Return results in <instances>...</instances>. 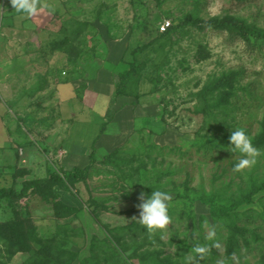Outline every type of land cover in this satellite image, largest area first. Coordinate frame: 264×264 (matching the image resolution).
<instances>
[{
	"label": "rangeland",
	"instance_id": "obj_1",
	"mask_svg": "<svg viewBox=\"0 0 264 264\" xmlns=\"http://www.w3.org/2000/svg\"><path fill=\"white\" fill-rule=\"evenodd\" d=\"M40 2L48 5L44 35L39 39L30 33L25 44L13 41L9 50L13 62L0 69L11 73L7 90L15 103L6 102L8 114L15 124H22L12 136L24 135L32 114L44 113L38 102L52 94L48 87L58 76L78 81L81 92L102 87L107 95L108 86L102 84L111 83L117 105L106 115L107 133L112 132L116 145L101 154L103 150H95L91 143L98 132L95 121H104L98 116L109 102L99 96L88 103L92 122L75 137L79 145L96 153L83 181L53 182L47 198L29 194L19 199L39 237L56 234V242L64 241L81 258L98 252L90 245L102 244L100 251L122 264H138L139 257L133 254L144 251L152 261L159 253L156 262L175 259L178 251L185 252L190 264H264V250L256 243L226 258L228 231L223 226L231 219L264 235L260 215L264 189L253 195L251 203L237 206L235 211L243 213L239 221L233 213L216 220L210 212L212 205H228L253 182L264 180V147H255L258 155L253 163L239 170L241 154L228 150L231 130L243 128L252 140L264 129V0ZM228 16L258 33L251 38L259 48L249 52L244 40L231 39L209 23L212 17ZM228 37L234 41L225 43ZM220 77L238 87L223 97L225 101L219 95ZM1 91L2 101L6 100ZM226 101L229 104L223 105ZM30 161L27 165L23 156L11 160L6 174V164L0 160V187L20 186L63 170L55 166L42 174ZM156 189L172 196L170 223L164 229H147L149 239H132L128 229L123 230L139 222V211L132 208L140 203L141 192ZM10 217L7 202L0 201V221ZM182 242L192 249L184 251ZM4 246L0 239V264H21L29 256L23 251L8 254Z\"/></svg>",
	"mask_w": 264,
	"mask_h": 264
},
{
	"label": "crops",
	"instance_id": "obj_2",
	"mask_svg": "<svg viewBox=\"0 0 264 264\" xmlns=\"http://www.w3.org/2000/svg\"><path fill=\"white\" fill-rule=\"evenodd\" d=\"M47 13L43 9L39 15L29 17L24 13L17 12L11 0H0V69L2 65H11L13 62V55L9 51L13 46V41L18 40L20 41H17L18 43L23 44V41H27L29 38L30 33L37 36V38L44 35L43 21ZM64 72L61 71L62 74H65ZM7 74L5 70H0V160L6 164V166H3L6 169V174L8 171L10 172V167L8 166L10 161L22 156L27 159V165L32 163L30 161L32 159L35 163L34 169L41 171L42 174L52 170L55 166L63 170H69L74 166H87L90 162L89 155L92 150L89 151L87 146L79 145L76 142V137L79 136L78 133L82 132L92 122V108L88 103L91 100L94 101V98H99V96L107 98L109 103L104 113L101 112L98 116L103 117L104 121L98 118L97 121L94 120L96 122L94 127H97L98 132L96 131L97 134L95 133L96 135L92 137L91 147L98 151L103 150L100 152L101 154L107 152V149L114 148L116 140L113 138L112 132L107 133L109 124L106 123V115L110 110H113L111 108H115L117 105L111 96V89L114 88L111 83L102 84V81H97L99 86L101 84L103 87L108 86L106 95L103 94L102 87H98L99 89L97 87L91 89L87 87L81 92V90L77 89L78 81L76 82L72 78L63 76L54 78L52 85L48 87L52 94L38 102L44 113L38 114L40 118H38L37 114H32L28 120L27 127H24L26 132L23 130L24 135L17 138L16 136L13 137L11 132L13 129L21 131L20 126L22 124L20 122L15 124L16 122L8 114L6 108L8 99L9 103L11 101V103H15V100H12L10 91L7 90V77L11 73L7 71ZM1 88L5 91L6 100L4 99L3 101L1 99ZM41 93H44V91H41ZM28 112L29 110L20 111V113ZM16 116L14 115L15 118H17ZM102 126H105V129L100 132ZM34 142L38 145V149L32 146ZM100 153L98 154L100 155ZM47 159H50V161ZM81 160L84 161L78 163ZM2 170H0V173Z\"/></svg>",
	"mask_w": 264,
	"mask_h": 264
},
{
	"label": "trees",
	"instance_id": "obj_3",
	"mask_svg": "<svg viewBox=\"0 0 264 264\" xmlns=\"http://www.w3.org/2000/svg\"><path fill=\"white\" fill-rule=\"evenodd\" d=\"M209 23L214 24V27L218 28V30H222L224 32L226 31V33H228L232 37L231 39H233L234 37H239L240 39L244 40L246 48L249 52L254 51L260 46L259 44L253 42L251 38V36H253L256 39L258 33L241 20H237L236 18L230 16L220 19L212 17L210 18ZM224 41L225 43H232L234 40L232 41L228 37ZM218 84V89H221L219 90L221 91L219 94L221 97V101H225L223 97L228 96L231 91L238 90V87H236L235 84H233V82L228 79V77H220ZM224 104L228 105L229 103L228 101H226L223 102V105ZM217 105H220V102L219 104L217 103ZM103 127L104 126H102L100 132L103 131ZM251 141L254 147H264V129ZM93 156L94 150L90 152V162L85 167L74 166L69 170H61L59 173L57 171L51 172L46 178H34L33 180H25L20 183V186L11 184L9 186L0 187V201L4 200L7 202L8 210L11 213L10 218L0 221V239L5 245V251L8 254H13L18 251L29 253L28 258L21 264H69L75 260H77L80 264H122L121 261L116 260L115 257H108L105 250H103L104 253L100 251L102 244L94 245L93 243L92 245H90V247H92L94 251L95 249H97L98 252H89L87 256H83L81 258L78 253H74L70 249L66 248L64 246V241L56 242V234H53L48 238H40L37 233L36 226L32 221L28 211L24 210L19 203L20 198L29 194H39L44 198H47L49 193L52 192H50L49 186L53 182L66 181L68 183H73L77 181H83L85 179V171L88 169L91 161H93ZM21 172L23 174L24 170H21ZM259 189H264V180L260 181L259 183L253 182L252 187L244 195L241 194V196L235 197L233 199L234 201L229 203L228 205H212L210 208V212L216 218V220H218V217H220V219L222 220L230 218L231 213H233V215L239 221L243 213L239 214L237 213V211H235V209L241 203H251L253 200V195ZM53 195L54 194L52 193L51 196ZM201 200L205 199L201 198ZM57 203L59 204V202ZM132 210L139 211L138 207H134L132 208ZM260 215L264 219V212H261ZM243 217L244 220H248L247 216ZM223 224V226L226 228V231H228L227 236L225 237L226 247L228 250L226 258L229 259L232 253H239L241 251V248L251 249L253 243L257 244L256 247L259 246V250H261V248L264 250V235L259 233L254 227L236 225L235 223H231V219L229 220V223L225 221L223 222ZM126 228L128 230H126L125 232L129 231L131 234L130 237L132 239L140 237L143 240L149 239V232L147 228H145L140 222H135L130 226L128 225L124 227L123 230ZM34 245H39V248H33ZM180 245L184 246V251L192 249V246L186 245L184 244V242L180 243ZM126 247L127 246L125 245L123 249L125 250ZM193 249L198 257V251H196L195 248ZM136 250L137 248H134L131 253L133 254ZM181 253L177 251L175 259L164 258L162 260H159L160 262H156L159 253L157 254V256H154L155 258L153 261L149 259V257H147L145 251L140 255H138L137 253H134L133 255L139 257L138 264H190L187 258L183 257L185 252L182 254ZM212 258H214V256H211L210 259Z\"/></svg>",
	"mask_w": 264,
	"mask_h": 264
},
{
	"label": "clouds",
	"instance_id": "obj_4",
	"mask_svg": "<svg viewBox=\"0 0 264 264\" xmlns=\"http://www.w3.org/2000/svg\"><path fill=\"white\" fill-rule=\"evenodd\" d=\"M11 3L17 12L24 13L29 17L39 15L44 8L48 7L40 0H11ZM228 150L241 154V158L236 164L238 170L250 166L253 163L252 158L258 155V150L253 146L251 138L243 128L231 130ZM138 199L140 201L137 205L138 220L145 228L149 230L164 229L170 223L169 208L172 196L168 192L160 189L152 190L150 194L141 192Z\"/></svg>",
	"mask_w": 264,
	"mask_h": 264
}]
</instances>
